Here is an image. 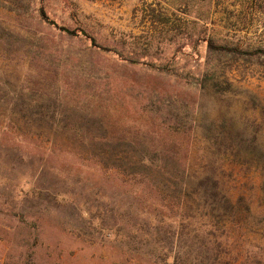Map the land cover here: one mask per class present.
Masks as SVG:
<instances>
[{"label":"rangeland","instance_id":"obj_1","mask_svg":"<svg viewBox=\"0 0 264 264\" xmlns=\"http://www.w3.org/2000/svg\"><path fill=\"white\" fill-rule=\"evenodd\" d=\"M156 98L261 126L264 149V0H0V264H147L142 188L83 161L65 125L142 138ZM263 179L238 165L224 186L264 218Z\"/></svg>","mask_w":264,"mask_h":264},{"label":"trees","instance_id":"obj_2","mask_svg":"<svg viewBox=\"0 0 264 264\" xmlns=\"http://www.w3.org/2000/svg\"><path fill=\"white\" fill-rule=\"evenodd\" d=\"M208 45L211 51L213 42ZM217 76L223 75L214 70ZM157 98L153 124L142 138L110 135L102 122L85 116L65 125L84 148L78 153L83 161L142 188L132 217L135 232L146 236L147 264H264V244L251 237L264 238V218L253 213L250 197L233 201L224 186L238 165L264 174L261 126L233 129L227 120L194 125L183 116L185 104L163 105ZM198 156L200 177L190 172ZM259 188L264 194V179Z\"/></svg>","mask_w":264,"mask_h":264}]
</instances>
